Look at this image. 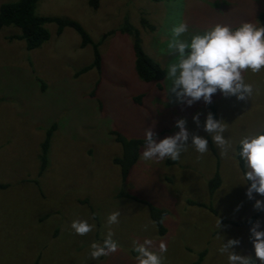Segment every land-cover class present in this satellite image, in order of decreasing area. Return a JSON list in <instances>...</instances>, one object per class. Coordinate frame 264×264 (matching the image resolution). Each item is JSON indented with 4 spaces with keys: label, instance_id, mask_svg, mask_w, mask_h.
I'll list each match as a JSON object with an SVG mask.
<instances>
[{
    "label": "rangeland",
    "instance_id": "1",
    "mask_svg": "<svg viewBox=\"0 0 264 264\" xmlns=\"http://www.w3.org/2000/svg\"><path fill=\"white\" fill-rule=\"evenodd\" d=\"M16 1L0 0V7ZM90 1L42 0L35 14L74 20L95 43L101 42L103 75L97 98L91 97L100 80L97 72L77 75L92 63L93 49L81 48L73 29L59 36L55 24L47 25L50 40L33 51H27L24 42L9 40L19 30L0 31V184L8 185L0 190V264H137L133 242L145 239L152 241L150 250L158 254L159 244L165 245L163 264H197L204 251L199 264H227V253L218 249L223 239L230 238L241 242L234 251L252 256L251 225L234 224L260 213L254 223L264 230V210L253 207L264 196L254 193L253 200L245 196L247 184L236 157L231 149L221 155L203 131V122L214 108L232 148L242 136L264 129V68L242 72L245 83L252 85L244 101L217 92L210 104L201 100L187 106L168 92L167 78L160 91L137 77L133 38L119 30L129 19L141 33L144 52L167 71L176 59L167 47L175 25L187 26L178 39L188 40L215 24L231 28L243 22L260 24L264 0H99L97 9ZM143 17L155 32L142 27ZM36 77L46 86L43 92ZM138 97L141 103L135 101ZM197 113L200 127L192 121ZM179 119L185 120L190 134L208 140L209 150L199 154L189 140L176 161L144 160L140 155L123 183L113 164L122 148L110 132L144 139L150 127L162 139L178 131ZM54 123L58 130L51 142L49 167L40 177L41 144ZM217 166L222 185L210 199L208 183ZM122 194L167 210L166 235H159L146 205ZM189 200L212 205L215 214L189 205ZM114 211L119 212L118 222L108 225L106 218ZM73 220H86L92 230L75 234L70 228ZM108 231L117 250L93 260L90 243L102 242Z\"/></svg>",
    "mask_w": 264,
    "mask_h": 264
},
{
    "label": "clouds",
    "instance_id": "2",
    "mask_svg": "<svg viewBox=\"0 0 264 264\" xmlns=\"http://www.w3.org/2000/svg\"><path fill=\"white\" fill-rule=\"evenodd\" d=\"M188 31L180 22L172 28V37L168 42L170 53L176 59L167 65V79L170 81L168 92L187 106L201 101L211 103V98L219 92L224 98L235 97L244 101L252 93V85L245 83L242 72L247 69L252 73L264 68V26L257 23L243 22L235 28L215 24L202 33L191 35L188 40L178 39ZM193 123L200 127L199 114L192 116ZM184 119L175 123L178 129L171 136L157 139L149 127L144 133V145L141 156L144 160L168 158L176 161L181 151L189 145L199 154L208 149V140L190 134ZM203 131L210 134L211 141L221 150V155L231 149L243 166V180L247 184L245 196L253 200V194L264 196V129L242 136L237 147L232 148L225 138V124L207 113L203 122ZM253 207L264 210V201L256 199ZM119 212H111L106 222L113 225L118 222ZM93 225L86 220H73L70 228L77 235H85ZM249 239L252 245V256L234 251L239 247V239H227L218 249L227 253V264H264V230L259 222L249 227ZM152 241L145 239L142 243L133 242L131 251L135 253L137 264H163L162 254L166 251L163 243L159 244V254L151 249ZM117 243L108 231L102 242L93 241L89 245V256L96 260L101 256L117 250Z\"/></svg>",
    "mask_w": 264,
    "mask_h": 264
},
{
    "label": "trees",
    "instance_id": "3",
    "mask_svg": "<svg viewBox=\"0 0 264 264\" xmlns=\"http://www.w3.org/2000/svg\"><path fill=\"white\" fill-rule=\"evenodd\" d=\"M42 0H18L13 3H6L0 7V31L4 28H15L19 30V35H15L9 38V40H18L24 42L27 51H33L41 48L45 43L50 40V33L47 29V25L55 24L57 26V34L60 36L65 29H73L81 38V48H86L91 46L93 49V61L92 63L79 71L78 76L87 74L91 71H96L100 80H98L91 97L97 98V91L99 90L101 79L103 75V57L100 51V43H95L90 35L85 31L82 25L74 20L57 18V17H46L38 16L35 14L38 4ZM152 2H169L171 0H151ZM99 5V0H91L90 6L93 9H97ZM259 22L264 26V13L259 16ZM140 23L142 27L149 32H155V27L150 24L146 18H141ZM123 35H127L133 38L132 51L135 59V70L137 77L145 84H155L158 90H163V83L167 78V71L161 66L155 63V61L149 57L143 49V42L141 38L140 31L129 21L125 19L123 26L119 30ZM103 37L102 40H104ZM36 81L40 84L41 91L43 92L46 88L43 81L36 77ZM142 97L135 99L136 102L141 103ZM213 117L217 119L216 111L214 108L211 109ZM58 130L57 123L52 124L46 133L45 139L41 144V154H40V170L39 176H43L49 167V152L51 148V142L54 133ZM110 136L113 141L119 144L122 148V154L120 157H115L113 159V164L119 168L120 175L123 183H125L130 177L134 167L140 159L141 151L144 145V139H128L122 133L118 131H111ZM214 151V150H213ZM238 161L239 168L243 174V166L241 162ZM170 164V162H169ZM219 166V165H218ZM217 166V172L214 178L208 183V193L209 198L212 199L216 192L220 189L222 185V179L219 173V167ZM38 184V183H37ZM8 185L0 184V190H5ZM122 197L134 200L141 204H144L149 209L150 219L155 223L158 228V233L160 236H165L167 231L164 226V220L168 216L169 212L165 209L159 208L152 205L149 202L141 201L132 195L122 194ZM188 204L195 207L205 208L215 214V210L212 205L198 203L189 200ZM260 216V213L252 216L241 223H235L234 225L250 226L255 220ZM207 251H204L199 256V261L197 264L201 263ZM37 264V263H36Z\"/></svg>",
    "mask_w": 264,
    "mask_h": 264
}]
</instances>
